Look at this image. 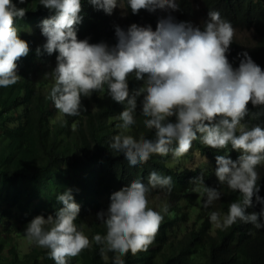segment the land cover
<instances>
[{"label": "clouds", "instance_id": "obj_1", "mask_svg": "<svg viewBox=\"0 0 264 264\" xmlns=\"http://www.w3.org/2000/svg\"><path fill=\"white\" fill-rule=\"evenodd\" d=\"M87 2L107 15L120 8V0ZM182 2L126 0L133 15L141 10L161 15L155 29L151 24L132 23L126 29L114 25L116 43L110 46L78 38L82 0H39V5L54 13L41 21L45 43L36 48L37 56L56 54L55 67L43 75L54 81L49 98L59 113L79 116L82 110L87 111L82 99L106 89L112 101L123 105L118 115L122 123L117 125L122 131L111 138L109 149L123 154L130 167L146 163L154 154L181 157L198 138L214 150L230 145L239 155L235 160L230 155H216L215 177L220 185L239 192L242 199L231 202L226 215L212 211L210 222L219 229L237 221L264 228V197L259 195L261 178L256 170L264 162V127L242 123L249 104L264 106V69L247 51L238 54L239 65L233 67L228 59L236 34L232 23L214 9L208 10L200 25L177 21L173 13L181 10ZM26 12L13 0H0V87L21 79L18 61L31 49L21 39L15 21L23 19ZM126 14L127 10L121 13ZM130 76L142 82L140 86L130 90ZM138 108L144 126L154 131L153 138L141 135L135 139L125 134L136 124ZM190 182L203 186L205 208L222 199L218 187L205 185L203 173ZM157 187L170 193L172 177L153 170L147 184L140 179L132 181L111 194L107 210L96 213L106 235L96 234L92 240L101 245L102 255L115 254L113 264H124L122 257L146 251L153 243L164 219L160 211L149 207V192ZM253 198L261 205L259 212L248 211L254 207ZM56 200L62 206L55 214L35 216L24 233L30 242L48 249L55 264H69L92 240L75 223L81 207L72 190L66 189ZM162 211L167 213V207Z\"/></svg>", "mask_w": 264, "mask_h": 264}, {"label": "trees", "instance_id": "obj_2", "mask_svg": "<svg viewBox=\"0 0 264 264\" xmlns=\"http://www.w3.org/2000/svg\"><path fill=\"white\" fill-rule=\"evenodd\" d=\"M202 14L207 17L209 9L218 10L223 19L230 21L236 31L252 30V39L242 42L235 34L228 59L238 67V54L247 51L252 59L264 69V0H201ZM18 8H26L23 19L15 21L21 39L27 41L30 53L18 61L20 81L7 88L0 87V264H55L49 258V250L33 247L30 252L19 253L15 235L24 233L28 223L37 215L55 214L61 207L58 194L71 189L75 201L81 205V213L107 210L113 192L130 185L136 179L147 184L153 170L172 177V191L159 188L165 203L160 204L164 219L158 233L146 251L122 257L124 264H264V228L237 221L227 229H219L210 222V213L219 211L226 215L228 206L242 199L226 184L220 185L215 177L216 155H230L235 160L239 153L231 146L214 150L196 139L190 151L181 156L154 154L150 159L130 167L123 154L109 149L111 138L122 130L118 115L123 105L111 100L104 92L83 98L87 111L79 116H66L58 112L49 98L54 82L48 85L36 83L31 77L35 66L55 65L52 56L36 55L37 46L45 43L39 27L41 21L54 13L39 5V0H26L24 4L13 0ZM82 22L77 26L79 39L88 38L92 43L104 41L110 46L116 43L114 21L102 10H94L82 0ZM120 5L127 10V19L140 25L156 27L161 13L141 10L133 15L127 9L126 0ZM177 21L195 23L196 10L191 0L181 3V10L173 13ZM199 22L196 25H200ZM29 25L30 29H25ZM129 26L127 21L118 24ZM134 76L129 77L130 90L140 86ZM258 114V115H253ZM136 124L125 134L139 139L141 135L153 138L139 108ZM242 123L249 127H264V106L249 104V114ZM199 135V134H198ZM195 155L198 159L195 160ZM189 162L188 164H186ZM260 176L259 195L264 197V165L257 166ZM203 173L205 185L218 187L222 199L205 208L206 195L201 185L190 179ZM253 208L259 212L261 205L253 198ZM167 207V213L162 209ZM92 240L96 234L106 235V227L97 219L82 228ZM101 245L94 240L90 246L69 264H113L114 253L102 255ZM21 254V256H20Z\"/></svg>", "mask_w": 264, "mask_h": 264}, {"label": "rangeland", "instance_id": "obj_3", "mask_svg": "<svg viewBox=\"0 0 264 264\" xmlns=\"http://www.w3.org/2000/svg\"><path fill=\"white\" fill-rule=\"evenodd\" d=\"M194 6V9L196 10V15L194 17L195 23L198 24L199 22H202L204 20V15L202 14V2L201 0H191ZM124 7L120 5V8L118 7L113 11V14L110 15V20L114 21L116 25H118L122 21H127L129 25L131 23L127 19V14L125 16H122L121 13L124 11ZM25 29H30L29 25ZM252 30H239L236 31L237 34V39L241 40L242 42L248 41L252 39ZM18 63V67H19ZM55 65H43V66H35L32 70V75L31 77L36 81V83L40 84L43 83L45 85H48L50 82H54L52 79H44L43 75L46 72L51 71L52 68H54ZM198 159V156L195 155V160ZM187 162L186 164H188ZM264 165V162H262ZM148 200H149V207L153 208V210H157L160 204L165 203L164 197L161 195V192L157 190V188L151 189L148 195ZM81 207V205H80ZM82 211L80 210L79 217L75 221V223L78 226H82V228L86 227L89 225L93 220L97 219L96 218V213L97 212H90L88 215H83L81 213ZM99 212V211H98ZM25 232V230H24ZM16 241V249L19 253L23 254L26 252H30L33 247L37 246L35 243L30 242L27 238L25 233H21L20 235H15L14 236ZM33 246V247H32ZM39 247V246H37ZM20 254V256H21Z\"/></svg>", "mask_w": 264, "mask_h": 264}]
</instances>
